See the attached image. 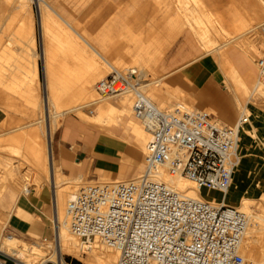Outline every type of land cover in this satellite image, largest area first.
<instances>
[{
  "label": "rangeland",
  "instance_id": "rangeland-1",
  "mask_svg": "<svg viewBox=\"0 0 264 264\" xmlns=\"http://www.w3.org/2000/svg\"><path fill=\"white\" fill-rule=\"evenodd\" d=\"M27 1L28 0H1L0 1V17H1L0 23H2V26L0 27V46H1L0 53L4 50V53L7 52L8 54H11L12 56H15L16 53L21 54V52L23 51H26L28 54H30L32 51L29 50V48L27 49L26 47H28L27 45L29 46L31 45V42H28V41L29 40L31 41L30 38L34 37L35 48L33 49V52L39 55L38 58H36V64L38 63V81L34 83L35 88H34V92L32 93L33 94L32 97L34 98V101H36L35 105H30V104L25 103L24 102L25 98L22 95L9 92L17 96L16 97L17 99L14 101V106L11 107V110H13L12 115L14 116L15 121L10 126L9 131H7L8 133L3 138H9L10 136L16 135L18 133L26 134V132L28 133L31 132V134L33 135L35 134V136L37 137V140H39L40 142L41 141L43 142L45 146L44 148H46V144L42 138V133H44V130L46 128L45 118L47 115H48V118H53L54 110L52 109L51 103L49 104L47 113L45 111L46 108L44 109L43 107L45 90H44V76H43L42 60L40 59L41 38L43 37V34L42 32L40 33V29L38 25L39 13L42 14L44 12L49 20L51 19L53 20V22H55L52 24V21H51L50 22L51 24H49V27L54 29L53 32H58V29L61 26L63 30H65L64 36L66 35L65 32L69 34L67 36V40L63 42L61 41L60 43L56 41L50 42L49 40L51 46H54V45H59L61 47L65 46L66 50L70 51V53H66V54L72 55L73 60H76L78 58V59H87V60L91 59L95 61L96 65H94L93 68H91L92 70L88 68L85 69L86 73L89 76L88 89L93 95L95 94L94 99L101 98L98 94H96V90H95L96 83L104 79L110 73L111 68H109L107 64H105L101 58L97 57L91 50H89V48L84 45L81 39H78L73 33H71L70 29L60 22V20L56 17L55 13H57L65 22L69 23L71 27L74 29V31H76V33L82 39L87 41L91 46L94 47L95 42L97 45H101V49H99V53L101 54L103 52H107L110 54L124 53L123 50H120L121 47H125L126 45L131 47L130 39H132L133 37L137 35L144 37L146 40H148L150 37L164 36L163 33L159 32V30L162 27L161 19L164 13H167L168 16H170V14L172 13H175L177 16H179L181 23H182V19L180 16L183 17V11L179 6L178 7L174 6V8L172 9H165L164 7H160V5H163V4H158L154 0H135V7H136L135 9L120 8L123 6L122 3L127 2L128 0H31V3L28 2L30 4L26 5L28 6V8L26 7V9L22 10L25 7L22 4L26 3ZM145 1H153L155 3L156 8L155 9L145 8V3H144ZM185 1H186V4L190 2L187 5L189 7L188 9L189 11L195 10L194 6L196 7V3H194L191 0L189 1L185 0ZM240 1L241 0L239 1L238 0H225L224 2V0H220V3L211 7V10L213 11V13H216V14L220 13L219 16L222 15V17L220 16V21L222 22L223 26L226 27L227 30L229 29L231 31L232 21H235V19L232 20V17L233 18L236 17L237 15L236 12L239 9H241L239 10L241 12L243 9H245L244 7H246L247 4L249 3V2L240 3ZM256 1L259 2L260 5L263 7L264 0H255L254 2L258 4ZM239 3H240V6H239ZM45 4L49 7V9L45 6ZM97 5H99L98 6L99 9H96ZM15 6H17V9H15ZM236 8L237 10H235ZM22 14L30 15V17L32 18V31L28 33L29 35H24V37L26 36L28 39V41L26 37H25V40L24 38L22 39L24 44L17 41V38L19 37L15 34V32L18 29L27 27V24H26L27 22H25L23 18L21 17ZM263 17L264 16H261L259 18L260 20L258 19L255 20L256 22L255 21L252 22L253 24L250 23V25L246 29L242 30L241 31L242 36L239 39H237L235 42H227L223 39L225 42L224 43L223 40L215 37L216 39H220V41L218 40L217 42V44L218 43L219 44L216 45L218 47L215 46L216 49L219 50V52L223 51V49L226 48L224 50L226 53L231 54V53L238 52L240 54H243L244 56H247V58L249 56V59H252L251 61L249 60L248 63L255 70V72H253V78L255 81H257V78H258L255 62H256V59L260 56V53H259L260 49L263 48V45L257 33V30H258V27L262 23H264ZM254 27H257V28L253 32V35H252L253 37L251 39V35L250 34L246 35V33H248L251 29H254ZM126 30H130V31L126 32ZM234 33L236 35L239 32L237 33L234 32ZM53 34L54 33L49 32L47 34L48 39H52ZM192 34L193 33L188 31L187 29L183 33H177V32L174 33V35L179 37L178 41L180 43L183 40H187L188 42L193 44V46H195L196 48V54H197L199 50V47L197 44L198 42L197 43L195 42L194 34L193 35ZM71 37L74 38L78 42V44L82 46V48L85 47V49L82 51V49H79V48H72ZM225 45L230 46V47H227ZM51 51H52L51 57H53L52 65H53L54 70L62 71L63 67L67 65L66 57H64L63 54L57 55L55 53V49L51 48ZM170 51H175L181 56V53H179V51H176L175 49L170 48L162 55V57ZM216 55H217V52H213L211 54H207L205 56L202 55V56L203 58L212 60V58H215ZM22 56L20 55V57ZM162 57L159 59V61L162 59ZM126 58L129 61V63L113 62L109 58H104V60L109 64L110 67L114 68L115 70L121 73H126V72L133 73L134 76H136V79L142 85L141 92L145 96H147L151 101H153V103H155L157 106L161 107L162 109H168V108L170 109L175 106H180V107H184L187 109H191L193 111H196V110L204 111V112H207L213 115L218 122L220 121V123H222V125H225V126L235 125L238 117L240 116L241 113H243L241 112L242 108L246 109L248 112H249V107H251L250 112L261 111L262 117L264 119V96L260 94L261 93L259 92L260 90L257 89V92H255L256 90H255L254 84H251L250 87L248 88L249 89L248 91L244 90V92L245 91L247 92V93L245 92V94L244 92H242L243 94L241 93V95H239L241 92L240 90L239 91L236 90L238 95L235 91L234 92L230 91L228 86H226L223 72L221 71L219 66H218V70L220 71V74H218L219 78L218 79L216 78L217 92L215 94L210 95L211 100H208L207 94H205L202 90L197 89V87H188L187 85H184L181 83V77L178 76L180 67L174 69L172 72L168 74H159V73L154 74L149 66L145 65L144 63L143 64L141 63L142 58L139 57L135 53V51H132L131 48L129 51V55ZM18 60L22 62L21 59L18 58ZM159 61L155 64L154 70L156 69V66L158 65ZM1 62H2V68L1 66L0 68L2 71L0 75L2 79L4 78L3 81L8 83V81H5V79L7 77L8 78L12 77L11 72L8 71V70L12 71V68L10 65L11 62H8L6 60H2ZM183 63L184 61L182 62V64ZM6 69L8 70L5 72ZM142 71H144L145 73H142ZM23 72H24V69L22 67H19L18 73L22 74ZM2 74H4V76L6 74L7 75L3 77ZM255 81L253 83H255ZM2 85L4 84L0 83L1 89H3ZM166 86H171L174 89L182 90L183 94L181 92L176 93L177 96L179 95L180 97L182 96H186V97L176 99L175 97L169 98L165 96L166 94L164 92H166L165 90H167ZM252 86L254 89L252 88ZM4 92H6V90H4ZM234 94L237 96V99L243 96V98H239V99H242L241 104H237V102L234 99L235 98ZM107 98L108 99L106 102L112 104L113 106L117 108H120L119 105H121V103L119 102H121L123 97L120 98V96H116V97H107ZM125 98L129 99V102H128L129 105L127 103L129 117L127 120L128 121L131 120L138 125V121H136V119L133 117V115H131V112H130V104L132 101V95H126ZM83 99L84 100L82 99L79 100L80 102L77 104L86 103L90 99L92 100V98L90 99L83 98ZM211 102L214 103V107L217 108V111L215 113H213L207 107L209 104H211ZM97 105L94 104L88 107H83L78 110L64 113L57 120L60 123V125L57 128H54L52 131V137H51V143H50L51 149L54 146L55 138L58 137L59 134L63 130H65V127H67L68 122H72L74 124H80L82 121L88 124L89 126L94 127L95 129H99L101 131H104L107 134L109 133L110 135H114L108 132L105 127H102L103 125L98 126V125L91 124L95 121V118H96L95 116H96ZM57 111H60V109L59 110L57 109ZM244 112L249 117V120H250L249 122H251L252 114L247 113L246 111ZM91 120L92 122H89ZM253 123L257 125L258 140L255 138H250V136L248 138V136H245V134L241 132L240 137H239L240 138L239 142L241 144H239V147H238V152H239V157H240L239 164L234 169L232 181L228 189H233L236 195L240 196L241 192L244 189L252 188L253 195L248 198V202L250 201L252 202V203H249V208L251 210H254L257 213L264 214V121L260 123L259 122L256 123L255 121H253ZM16 127L17 128L23 127L24 129H21L19 131H14L17 129ZM89 132L93 135L96 134L95 130H90ZM68 133L70 134L74 142L75 140H77V143L82 144V142L78 138L77 129L73 127H69ZM114 136L118 137V134L116 133ZM71 146L76 148L75 145L73 144H71ZM126 151H128V147ZM143 157H144L143 153H140V156L137 157V160H139L138 162L139 167L134 166V165L125 164V167H122V169H119V175L112 174L110 176L109 174L105 172L99 173L95 171V176L93 178L81 180V182L79 180L70 181L69 176H67V174L63 171L62 177L60 178V183L61 184L64 183V185L65 183H70L69 186L71 187V189H69V192L76 193V191L85 183H99L100 182V183H105V184H112V183H117V182H127L130 180H135L137 179V177L141 176L144 171ZM73 158L75 157L73 156ZM0 160H1L0 165L6 166L7 162L9 161L12 167L15 168V170H17V167H18L19 173L22 170L20 174H22L23 178H25L23 184L25 186H28V189L31 190L32 188H35L37 192L39 190L46 188L47 190L49 189L48 191H50V195L52 194V187L50 185V182L46 181L42 175L38 173H34L31 169L26 167L27 165L23 161V159H21V157L14 156L11 153L6 152V151H3V152L0 151ZM46 163H47L46 164L47 167H49L51 161L48 160L46 161ZM255 172L261 180V185L259 186H255L252 183L253 176L251 177L250 174L255 173ZM114 177H117V178H114ZM202 190L205 191L207 189H202ZM22 193L23 192L21 191V193L18 194L19 199L22 198V195H23ZM217 193L220 195L219 192ZM219 195H216V196L219 197ZM28 197L29 195L26 196L25 198L27 199ZM6 205H7L6 201L2 202L0 205V245L3 242V240L7 237V235H9L11 237H14L20 240L21 242L20 245L25 244L24 246L27 248H31L33 246L35 247L39 246V249L42 251L41 253L43 256L42 260L44 261H47L49 259H51L52 261L56 260L55 252L53 249L52 209H51L50 203L48 202V203L42 204L39 209L32 208V207L28 208L27 213L31 217V223H30V228H26L25 230H22L19 227H16L15 225H13L11 221L9 220V218L6 217V211H7ZM65 205L66 204H63V209H65ZM230 207H233V205ZM64 216H65V213H64ZM37 228L47 231L48 234L44 235V234L36 233L35 229ZM43 239H46V241L44 242ZM256 245H258L257 247L259 246L261 247V248L259 247V249L262 251V254H264V243L261 242V240H259V243H257ZM81 257L82 259L87 258V255L84 254V255H81ZM62 258L64 259V264H84L83 261L80 262L72 257L63 256ZM258 259L261 260V257L260 258L258 257ZM7 260L10 262H8ZM13 260L14 259H12L10 255H7L5 257V264H12ZM117 260L115 264L117 263ZM14 261H17L19 264H23L21 263L22 262L21 260L15 259ZM39 263L40 261H38V264Z\"/></svg>",
  "mask_w": 264,
  "mask_h": 264
},
{
  "label": "built area",
  "instance_id": "built-area-1",
  "mask_svg": "<svg viewBox=\"0 0 264 264\" xmlns=\"http://www.w3.org/2000/svg\"><path fill=\"white\" fill-rule=\"evenodd\" d=\"M257 33L263 48L255 62V89L264 88V24ZM135 79L111 69L95 90L106 98L132 93V114L151 137L144 171L133 181L82 185L66 203L69 232L82 242L98 240L118 251L116 264H249L239 253L244 214L223 201L186 197L151 178L164 167L170 175L223 196L240 158L239 133L249 117L243 112L234 126H225L204 111L158 109ZM5 257L0 252V264Z\"/></svg>",
  "mask_w": 264,
  "mask_h": 264
},
{
  "label": "bare ground",
  "instance_id": "bare-ground-1",
  "mask_svg": "<svg viewBox=\"0 0 264 264\" xmlns=\"http://www.w3.org/2000/svg\"><path fill=\"white\" fill-rule=\"evenodd\" d=\"M169 1L170 2L172 1L176 7L179 6L182 9L183 18H184V21L186 24V28H188L194 34V37H195L194 39L196 40V43L198 42L203 54H211L213 52H217V55L215 57V62H217L216 64L219 66V68L223 72V76L225 78L226 86H228L230 91H232V92L235 91L237 93V91L240 90L241 92L239 95H241V93L244 92V90H247V91L249 90L248 88L250 87L251 84H254V87L257 86V81H255L253 78V72H255V70L252 68V66H250L251 71L249 73H246L244 76L238 74L226 57L227 55H226V52L224 51L226 48L223 49V51L219 52V50L216 49V47H218L216 45L219 44V43L217 44V42H218V40L220 41V39L221 40L224 39L227 42H235L237 39H239L242 36L241 35L242 30L246 29L250 25V23L254 22L257 19L260 20L259 18L261 16H264V4L262 7L260 5V3L257 1L256 2L258 4H256L254 2L255 0L254 1H252V0H241L240 3H242V2L243 3L249 2V3L247 4L246 7H244L245 9H243L241 12L239 11L241 9H239L236 12L237 15L235 18L232 17V20L235 19V21L230 20V21H232V26H231L232 29L230 28L231 31L229 29H228L229 30L228 31L226 29V27H224L222 22L220 21V16L222 17V15L219 16L220 13L216 14V13H213V11L211 10V7L220 3V0H191L194 3H196V7L194 6L195 10H193V11L188 10L189 7L187 5L190 2L186 4L185 0H169ZM187 1H189V0H187ZM28 2L31 3V0H28L26 3H23V5L25 7H28V6H26L27 4H30ZM224 2H225V0H224ZM236 3H238V2H236ZM240 3H239V6H240ZM237 8L235 10H237ZM230 12H231V10H230ZM225 13H226V11H225ZM257 23H259V22H257ZM262 24H264V23H262ZM257 27H254V29H251L249 32L247 31L249 29H247L246 31L248 33H246V35L250 34L251 39H252L253 32L255 31V29ZM234 32H236V33L239 32V33L235 35ZM28 33H30L28 30H26L25 33H19L18 34L19 38L17 39V41L23 43L22 39L24 38V40H25L26 36L24 37V35H29ZM243 36H244V34H243ZM215 37L220 38V39H216ZM26 39H27V37H26ZM30 39H31V41L30 40L28 41V39H27V41L31 42V45L30 46L27 45L28 47H26V48L27 49L29 48V50H31L32 52L30 51L31 53L28 54L25 51V53H23L24 56H22V57H24V59H26L25 60V65L27 67L26 74L21 75L17 79V78H15V75H14L16 73H14V74L11 73L12 77L6 78V79L10 80V81H8V83L4 82L3 81L4 78L2 79V77L0 75V83L4 84V85H2V87L4 90H6V92H5L6 94H8L9 92L17 93L19 95H22L25 98V101H24L25 103L30 104V105H35L36 101H34V98L32 97L33 96L32 93L34 92V88H35L34 83L36 81V72L34 70L35 69L34 68V61L36 60L37 55L35 52H33V49L35 46L33 38L31 37ZM72 39L78 48L82 49V51L85 49V47L82 48V46H80V44H78V42L74 38H72ZM224 40H223V42H224ZM246 42H247V40H246ZM229 44H231V43H229ZM227 45H225V46H227ZM220 47H221V45H220ZM227 47H230V46H227ZM2 50H3V48H2ZM19 55H21V54L19 53ZM19 55L12 56L11 54H8L7 52L4 53V50H3L0 53V66H1V68H2V62L1 61L6 60L8 62H11V64H10L11 68H12V70H14L17 66V63H20V62H17V61H19L18 58L20 59ZM230 56H232V58L234 57V58L240 59V60L244 61L245 63H247L248 65H250L248 63V61L252 60V59H249V56L247 58V56H244L243 54H240L238 52L231 53ZM189 62H191V61H189ZM104 63L107 64V66L109 68L114 69V68L110 67L106 61H104ZM185 64H187V63L185 62ZM90 65H91V68H93V66L96 65L95 61L90 60ZM1 68H0V74L2 71ZM7 70L8 69H6L5 72ZM16 70H17V68H16ZM3 71H4V69H3ZM8 71L11 72L10 70H8ZM130 73L131 72H126L123 74H130ZM2 75H3V77H5L7 74L5 76H4V74H2ZM9 75H10V73H9ZM131 75L134 76L133 73H131ZM134 77L136 78V76H134ZM6 79H5V81H7ZM253 80L255 81V83H253L254 82ZM83 81H82V83L74 85L75 88L71 89L72 91H70V89H62V90H59L56 92H53L51 89L48 90L45 111H46V113L48 112L49 104L51 103L52 109L54 110V117L48 118V115H47L45 118L46 128L44 130V133H42V138L46 144V148H44L45 146H44L43 142L42 141L40 142L39 140H37V137L35 136V134L34 135L31 134V132H29V133L26 132V134H19L18 133L16 135L10 136L9 138H3L8 133L7 131H9L10 126L14 123L13 121H6L5 120V122H2V124L0 125V127H1L0 128L1 129V131H0L1 132L0 133V151H2V152L6 151V152L11 153L14 156L21 157V159H23V161L26 163V165H27L26 167L31 169L34 173H38V174L42 175L46 181L50 182V185L52 187V199H53V211H54V214L52 217L53 249L55 252V259H56L54 261H56L57 263H59V262L64 263V259L62 257L68 256V257H72V258H74L80 262L83 261L84 264H115V262L119 256L118 251L113 250L112 248L108 247L107 245L98 242V240L88 242V243L82 242L79 239H77L76 237H74L69 232L68 219H67L66 213H65L66 205H65V209H63V204H66L74 196L75 193L73 191H72L73 193L69 192V189H71V187L69 186L70 183H65V185H64V183L63 184L60 183V178L62 176H61L58 168H56L52 164H50L49 167H47V165H46L47 164L46 161H48V160L51 161V159H52V155H51L52 153H51V149H50L52 131L54 128H57L60 125V123L57 120L64 113L71 112L74 110H78V109H81L83 107H88L90 105H94V104L97 105L98 104L96 107L95 121L91 124L98 125V126L103 125L102 127H105L106 130L108 132H110L111 134L115 135L117 133L119 138L124 139L128 144H131L134 147L135 151H138L139 153H143V156L147 153V147H148L149 143L151 142V137H150L149 133L145 130V128L141 122L136 120V121H138V125H137L133 121L127 120L129 117L128 108H127V103L129 102V99L125 98V96L126 95H132L131 92H125V93L119 95L120 98L123 97V99L121 100V102H119V103H121V105H119L120 108H117V107L113 106L112 104L106 102L108 99L106 97L94 99L95 94L93 95L89 91V89H87L88 84L84 83ZM135 81L139 82L137 79H135ZM138 84L140 85L139 90L141 92L142 85L140 83H138ZM252 88H253V86H252ZM166 89L167 90H165L166 92H164V93L166 94L165 96H167L169 98L175 97L176 99L177 98L179 99V98H185L186 97V96L180 97L179 95L177 96L176 93L181 92L183 94V91H181L179 89H173V88H169V87H167ZM255 90H256L255 92H257V89H255ZM258 90H260L259 91V92H261L260 94L262 96H264V88H258ZM72 92H73V94H72ZM245 92H244V94H245ZM5 93L3 92L2 94L5 95ZM9 94H11V93H9ZM237 95H238V93H237ZM145 97L148 98L147 96H145ZM83 98H88V99L92 98V100L90 99L86 103L77 104L80 102L79 100H81V99L84 100ZM239 98H243V96H241ZM234 99L237 102V104H241L242 99H239V100H241V101H239L237 99L236 95H235ZM151 102L153 103V101H151ZM132 104H133V95H132V101L130 104L131 115H133L132 114ZM128 105H129V103H128ZM25 106H27V105H25ZM38 107H36V108H38ZM156 107L158 109H162L161 107H159L157 105H156ZM56 108L58 110L60 109V111H57ZM40 109H42V108H40ZM185 109H187V108H185ZM187 110L193 111L191 109H187ZM243 110L246 111L247 113H251L254 118H256L258 116V112H248L246 109H243V108H242L241 112H244ZM40 112H41V110H40ZM89 122H92V120ZM21 129H24V128L19 127L14 131H19ZM102 132H104V131H102ZM241 132L244 133L245 136H248V138L250 136V138H255L258 140L256 127L253 126L252 122H248L242 128V130L239 133V137H240ZM241 136H243V135H241ZM239 144H241V143L239 142ZM238 147H239V145H238ZM125 158L126 157H124L123 159H125ZM1 160H3V159H1ZM124 161H125V164H127V165H134V166L139 167V163L136 161H132V160H128V159H125ZM51 163H53V162H51ZM238 164H239V161H238L236 166H238ZM121 169H122V167H121ZM17 171H18V167H17V170H15V168L12 167V165L9 161L7 162L6 166L0 165V201H1V199L11 198L14 195L18 196V194L21 193V191L23 192L22 194H26L30 190V189H28V186H25L23 184L25 178H23L22 174H20L22 172V170L20 173H19V171L18 172ZM232 176H233V174H232ZM254 177L255 176H253L252 179H254ZM138 178H140V176L137 177V179ZM151 178H153V180H155V181L162 182V183L166 184L170 189H172L178 193H181V194L185 195L186 197L206 201V202H209L212 204H218L220 202V197L216 196V195H219L217 193V191H211V190L208 191V189L203 191L202 189H206V188L197 187L194 185V183L185 179L182 176L170 175L169 172L167 171V169L164 167L158 168L157 172H155ZM137 179H135V180H137ZM69 180L75 181V179H69ZM130 181H133V180H130ZM231 181H232V177H231ZM117 183H124V182H117ZM96 184H105V183L99 182ZM112 184H116V183H112ZM230 184H231V182H230ZM106 185H108V184H106ZM36 186H38V185H36ZM228 188L226 189L224 195L222 196V200H223L224 205H226V206H232L233 205L234 208L239 210L247 218V225H246V227L242 233L239 253L242 256V258L246 262H248L249 264H264V254H262V251L259 249L260 246L257 247L259 244L256 245L257 243H259V240H261V242L264 243V214L257 213L254 210H251L249 208V203H252V202L251 201L248 202V198L253 195V192H252L253 190H252V188H246L241 192L240 196H237L233 189H228ZM32 189H35V188H32ZM65 200H67V201H65ZM64 213H65V216H64ZM8 216H10V215L6 214V217H8ZM65 217H66L67 221H66ZM20 243H21L20 240L14 238V237H11V236L6 237L0 245V252L4 253V255H6V256L10 255V257H12V259H14V260L15 259L21 260L22 262L21 261L20 262L23 264H38V261H40L39 264H43L46 262V261L42 260V258H43L42 254H41L42 251L39 249V246H36V247L33 246L31 248H27L24 246L25 244L20 245ZM84 254L87 255V258L82 259L81 255H84ZM258 257L259 258L261 257V260L258 259ZM49 260H51V259H49ZM8 262H10V261H8Z\"/></svg>",
  "mask_w": 264,
  "mask_h": 264
},
{
  "label": "crops",
  "instance_id": "crops-1",
  "mask_svg": "<svg viewBox=\"0 0 264 264\" xmlns=\"http://www.w3.org/2000/svg\"><path fill=\"white\" fill-rule=\"evenodd\" d=\"M1 1V0H0ZM160 5V7H164L165 9H172L174 8L175 4L169 0H154ZM19 2V1H18ZM145 8L155 9V3L153 1H145ZM98 4V2H97ZM123 6L120 8L126 9H135V0H128L127 2L122 3ZM23 5V4H22ZM149 5V7H148ZM45 6L49 9V7L45 4ZM97 5L96 9H99ZM176 7V6H175ZM28 8V7H27ZM17 9V6H15ZM26 9L24 7L22 10ZM55 13V12H54ZM56 17L60 20V22L65 25L67 28L70 29L71 33H73L78 39H81L86 47L89 48L97 57L101 58L103 61L104 58H109L113 62L118 63H129L126 57L129 55L130 48L132 51L142 58L141 63L149 66L154 74H168L172 72L174 69L180 67L179 75L181 77V83L187 85L188 87H197V89L202 90L205 94H207L208 100H211L210 95L215 94L216 90V78H219L220 71L218 70V65L215 62V58L213 60H209L203 58L202 55H207L201 53L202 50L198 44L199 50L196 54V48L188 42L187 40H183L181 43L178 41V36L174 35L175 32L183 33L186 29V24L184 18L182 16V23L180 21L179 16L175 13L170 14L168 16L167 13H164L162 16V27L159 32L163 33L164 36L159 37H150L146 40L142 36H135L131 40V47L126 45L125 47H121L120 50H123L124 53H107L103 52L102 54L99 53V49H101V45H97L96 42L94 43V47L91 46L87 41L82 39L76 31L71 27V25L65 22L57 13H55ZM25 22H27V27L18 29L15 34L18 36L19 33H25L26 30L29 32L32 31V18L30 15L22 14L21 16ZM1 18V17H0ZM52 24L55 23L53 20H49L45 13H39V29L40 33L42 32L43 37L41 38V55L40 59L42 60V67H43V76H44V90H45V97L43 100V107L46 108V100L48 95V90L51 89L53 92L62 90V89H73L75 88L74 85L89 82V76L86 73L85 69H90V60L91 59H72V55L66 54L70 53V51L66 50V47L54 45L51 46L50 42L56 41L60 43L61 41H66L67 36L69 35L67 32L64 31L63 28L60 26L58 32H53L54 29L49 27L50 22ZM98 25V23H97ZM2 23H0V27ZM130 30H126L128 32ZM51 32L54 33L52 39H48L47 34ZM192 32V31H190ZM141 34V33H140ZM161 35V34H160ZM17 38V37H16ZM34 45L35 40L34 37ZM195 38V37H194ZM18 39V38H17ZM50 40V42H49ZM196 42V40H195ZM71 44L72 48H78L74 43L71 37ZM35 48V46H34ZM52 49H55V53L63 54L66 57L67 65L63 67L62 71L54 70L52 62L53 57H51ZM104 48V47H103ZM175 49L181 53V56L175 52L170 51L165 54L163 57L162 55L168 49ZM80 49V48H79ZM16 53V52H15ZM25 51L21 52V56L24 54ZM201 54V55H200ZM16 55H19L16 53ZM38 58V54H36ZM226 57L230 64L234 67L236 72L242 76L246 73L251 71L250 66L244 61L232 58L229 53H226ZM20 56V55H19ZM162 59L159 61V59ZM23 62L17 63V70L16 68L11 71L12 74L15 75V78H19L21 75L26 74L27 67L25 65L24 57H20ZM158 63L156 66V71L154 70L155 64ZM184 63L182 64V62ZM188 61V62H187ZM191 61V62H189ZM185 62L187 64H185ZM22 65V66H21ZM22 67L24 72L22 74L18 73V68ZM34 70L36 72V81H38V63L36 64V60L34 61ZM16 70V71H15ZM142 73H145L142 71ZM14 78V79H15ZM82 80V81H81ZM7 81H10L7 79ZM35 81V82H36ZM169 88H173L171 86H167ZM88 89V87H87ZM174 89V88H173ZM180 90V89H179ZM182 91V90H181ZM4 91L0 88V125L2 122L6 121H15L14 116L12 115L13 110L11 107L14 106V101L17 99L16 95L14 94H2ZM3 95V96H2ZM61 103V102H60ZM213 113L217 111V108L214 107V103L211 102L207 106ZM251 107H249L250 112ZM258 112V116L254 118L252 116V124L254 127L257 125L253 123V121L262 122L264 121L262 117L261 111ZM69 127H73L78 130V138L82 142V144L77 143V140L71 138L70 134L68 133ZM95 130L96 134L93 135L89 131ZM258 136V133H257ZM71 144L75 145L76 148L72 147ZM128 147V151H126ZM51 149V147H50ZM52 159L50 163L56 168L59 169V172L62 176V172L64 171L69 179L79 180H86L88 178H93L95 176V171L97 172H105L107 174H118L119 169L121 167H125V159L132 160L139 162L137 157L140 156L138 151H135L134 147L131 144H128L124 139H121L117 136L107 134L102 132L99 129H95L94 127L89 126L88 124L81 121L80 124H74L72 122L67 123V127L63 130L58 137L55 138V143L53 148L51 149ZM73 156L75 158H73ZM122 157V158H121ZM126 157L125 159H123ZM121 158V159H120ZM251 177L255 176L252 179V183L255 186L261 185V180L259 176L255 173L250 174ZM117 178V177H114ZM49 190V189H48ZM46 188L39 190L36 192V189H31L28 193L23 194L22 198L19 199L18 196H13L8 199H1L0 205L2 202L6 201V214H9L7 218L11 221L13 225L19 227L22 230L26 228H30L31 217L27 213L29 207L39 209L40 206L44 203H50L52 209V217L54 214L53 211V199L52 194L50 195V191ZM31 191V193H30ZM33 191V192H32ZM29 197L26 199L25 197ZM220 202L223 201L221 195ZM53 228V225H52ZM36 233L47 235L48 232L44 231L43 229L37 228L35 229Z\"/></svg>",
  "mask_w": 264,
  "mask_h": 264
}]
</instances>
